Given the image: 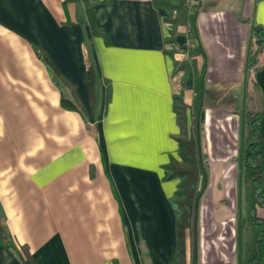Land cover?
Wrapping results in <instances>:
<instances>
[{
  "label": "crops",
  "instance_id": "0c3cea01",
  "mask_svg": "<svg viewBox=\"0 0 264 264\" xmlns=\"http://www.w3.org/2000/svg\"><path fill=\"white\" fill-rule=\"evenodd\" d=\"M90 9L96 33L82 0H0V264L174 259L169 197L179 180L162 176L180 160L177 90L187 133L191 126L194 73L174 71L176 60H189L188 46L202 48L195 58L206 63V87L260 113L264 171V65L243 74L264 0H196L195 38L182 31L175 42H166L169 10L154 0H91ZM242 119L226 105L206 106L199 134L207 161L196 223H229L235 238ZM256 212L264 218V207ZM200 234L196 264H238L236 241L205 245Z\"/></svg>",
  "mask_w": 264,
  "mask_h": 264
},
{
  "label": "trees",
  "instance_id": "16d2710c",
  "mask_svg": "<svg viewBox=\"0 0 264 264\" xmlns=\"http://www.w3.org/2000/svg\"><path fill=\"white\" fill-rule=\"evenodd\" d=\"M87 8L88 18L97 32V24L90 9L91 0H82ZM156 6H164L169 10L168 19L172 23L171 35L166 42H175V36L184 31L190 40L196 35L194 29V16L196 11L189 9L185 0H154ZM187 29V30H186ZM189 60H176L174 71H183L186 74L193 71L195 77V96L191 110L192 121L189 132L186 129V104L182 97L174 95L173 109L176 113L181 133L177 136L178 153L180 160L171 158L163 165V180L178 178V184L173 194L169 197L175 219V251L174 259L169 264H185L184 229L190 227L193 232L194 243L192 246L191 264H194L196 253V202L204 190L206 168L204 155L200 150L199 134L200 122L203 118L204 107H217L226 105L231 112L242 114L240 132V147L236 160L239 172L237 180V206L238 213V264H264V218L257 216V208L264 207V171L259 155V133L256 131L255 122L259 112L246 110L234 93H227L222 88L204 85V70L206 63H198L196 55H204L201 46H188ZM264 28L257 23L250 22V37L247 43L244 59L243 74L246 80L249 74L264 65ZM91 70L85 73L86 81L90 83ZM61 105L73 109L75 106L64 98ZM243 203L245 209L242 210ZM246 237L242 238L243 233ZM25 250V247H24ZM26 251V250H25ZM31 260V258L28 256Z\"/></svg>",
  "mask_w": 264,
  "mask_h": 264
},
{
  "label": "rangeland",
  "instance_id": "374dc122",
  "mask_svg": "<svg viewBox=\"0 0 264 264\" xmlns=\"http://www.w3.org/2000/svg\"><path fill=\"white\" fill-rule=\"evenodd\" d=\"M176 95H178V96L180 95L182 97L181 90H177ZM193 108H195V107L193 106ZM193 108H192V111L194 110ZM200 128H201V125H200ZM204 161L205 162L207 161L206 157H204ZM237 199H238V196H237ZM237 199H236V202H237ZM243 209H245L244 203H243V206H242V210ZM211 224H213V222L201 223V222L197 221V223H196V241H197V246H198L200 240L202 241V237H200L201 236L200 233H202V236H204V238H205V239H203L204 242H205V245H207V244L209 245L211 243L212 244L216 243L217 245H219V244L227 245L228 242H229L228 238H230L229 244H231L233 246L234 242L236 241V248H238V240H239V238H238V220L236 222V225H237L236 238H235V236L228 237V232L227 231L229 230V223L226 224L225 226L224 225H218V229L213 228ZM234 225H235L234 222L230 223L231 227L234 226ZM193 232H192L190 227H186L184 229L185 264H191L192 246L194 244V243H192V242H194ZM203 232H204V234H203ZM221 236H225V238H221ZM243 237H246V233L245 232L242 235V238ZM237 258H238V252H237Z\"/></svg>",
  "mask_w": 264,
  "mask_h": 264
},
{
  "label": "built area",
  "instance_id": "2783aa9c",
  "mask_svg": "<svg viewBox=\"0 0 264 264\" xmlns=\"http://www.w3.org/2000/svg\"><path fill=\"white\" fill-rule=\"evenodd\" d=\"M186 5L189 9H191L194 5H196V0H186Z\"/></svg>",
  "mask_w": 264,
  "mask_h": 264
},
{
  "label": "water",
  "instance_id": "95a60500",
  "mask_svg": "<svg viewBox=\"0 0 264 264\" xmlns=\"http://www.w3.org/2000/svg\"><path fill=\"white\" fill-rule=\"evenodd\" d=\"M197 207H198V202H196V209H197ZM195 224H196V218H195ZM195 235H196V230H195ZM194 264H196V259L194 260Z\"/></svg>",
  "mask_w": 264,
  "mask_h": 264
}]
</instances>
